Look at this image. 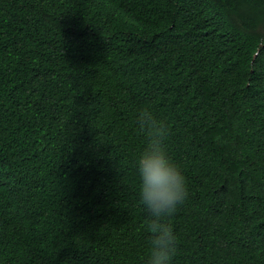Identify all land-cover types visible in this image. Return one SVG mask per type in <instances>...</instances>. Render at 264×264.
<instances>
[{
	"label": "trees",
	"instance_id": "trees-1",
	"mask_svg": "<svg viewBox=\"0 0 264 264\" xmlns=\"http://www.w3.org/2000/svg\"><path fill=\"white\" fill-rule=\"evenodd\" d=\"M145 105L173 264H264V0H0V264H146Z\"/></svg>",
	"mask_w": 264,
	"mask_h": 264
},
{
	"label": "clouds",
	"instance_id": "clouds-1",
	"mask_svg": "<svg viewBox=\"0 0 264 264\" xmlns=\"http://www.w3.org/2000/svg\"><path fill=\"white\" fill-rule=\"evenodd\" d=\"M136 122L146 136V145L137 160L139 198L147 214L144 230L149 233L146 264H173L179 239L170 221L189 196L187 179L167 151L166 121L145 105L137 111Z\"/></svg>",
	"mask_w": 264,
	"mask_h": 264
}]
</instances>
